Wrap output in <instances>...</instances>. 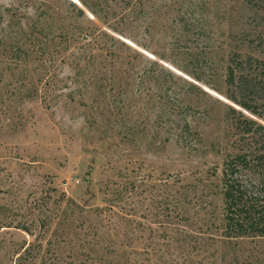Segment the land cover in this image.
I'll use <instances>...</instances> for the list:
<instances>
[{
  "label": "rangeland",
  "instance_id": "rangeland-1",
  "mask_svg": "<svg viewBox=\"0 0 264 264\" xmlns=\"http://www.w3.org/2000/svg\"><path fill=\"white\" fill-rule=\"evenodd\" d=\"M235 53L264 65L244 0H0V264H264L220 229L228 107L264 124Z\"/></svg>",
  "mask_w": 264,
  "mask_h": 264
},
{
  "label": "trees",
  "instance_id": "trees-1",
  "mask_svg": "<svg viewBox=\"0 0 264 264\" xmlns=\"http://www.w3.org/2000/svg\"><path fill=\"white\" fill-rule=\"evenodd\" d=\"M253 8H264V0H244ZM100 33V32H99ZM99 33L93 36H99ZM104 35V34H102ZM86 37V36H85ZM109 40L114 39L108 37ZM100 45H94L93 53ZM49 59V64L52 63ZM226 99L264 123V65L256 58L232 54L225 68ZM36 93L33 95L35 98ZM234 140L224 151L219 170L222 236L226 239H264V124L245 118L228 107ZM182 139L190 134L180 127ZM213 167L210 176L218 173ZM0 223V229L2 228ZM19 228V227H18ZM23 229V227H20Z\"/></svg>",
  "mask_w": 264,
  "mask_h": 264
}]
</instances>
